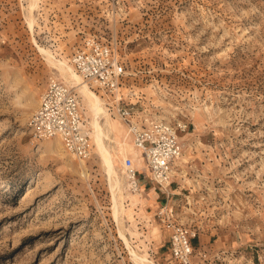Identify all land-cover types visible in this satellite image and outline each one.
<instances>
[{"label": "rangeland", "instance_id": "obj_1", "mask_svg": "<svg viewBox=\"0 0 264 264\" xmlns=\"http://www.w3.org/2000/svg\"><path fill=\"white\" fill-rule=\"evenodd\" d=\"M36 1L0 0V264H139L120 231L179 264V225L197 232L194 264H264V0ZM90 36L116 48L140 114L188 126L167 191L110 113L116 172L126 185L128 155L141 183L136 200L123 190L120 221L95 146L82 166L30 126L49 78L65 84L39 46L73 66Z\"/></svg>", "mask_w": 264, "mask_h": 264}, {"label": "built area", "instance_id": "obj_2", "mask_svg": "<svg viewBox=\"0 0 264 264\" xmlns=\"http://www.w3.org/2000/svg\"><path fill=\"white\" fill-rule=\"evenodd\" d=\"M72 64L91 87L113 97L112 107L109 104L112 109L107 106L109 113L114 111L124 124L127 138L141 154L154 183L168 191L175 175L176 161L182 155L180 135L188 126L140 114L137 104L125 99L121 85L127 73L112 44L90 36L74 53ZM30 126L38 138H59L66 152L78 161L86 162L93 156L91 131L81 98L75 88L68 87L55 77L49 78ZM123 161L132 189L141 190L134 159L126 155ZM162 211L167 215V206ZM196 237V230L190 227L173 226L171 255L179 264H194L192 241Z\"/></svg>", "mask_w": 264, "mask_h": 264}, {"label": "bare ground", "instance_id": "obj_3", "mask_svg": "<svg viewBox=\"0 0 264 264\" xmlns=\"http://www.w3.org/2000/svg\"><path fill=\"white\" fill-rule=\"evenodd\" d=\"M36 2L37 1L34 0V2L32 3V9L36 6ZM29 22L30 27L33 29L34 19H30ZM39 50L44 58L50 64H52L54 68L57 69L65 84L68 87L78 90L79 94L83 98L86 115L88 116V127L91 131L93 145L95 146V149L101 158L103 167L110 176L109 179L110 187L112 190V199L114 203L113 212L116 217L115 219L120 221L121 214L123 211H125V207L121 202L123 190H126L127 197H131L132 200H136L135 198L139 197L140 192L138 190L129 192L128 188L131 187V184L128 182L125 185L116 172L111 146L108 143L109 141H112L111 134L116 125L113 123V118L110 116L108 107L104 99H102V97L96 91H94L93 87H91L75 70V68L71 66L66 60L57 59L54 56L53 52L45 47L39 46ZM130 146L131 149L134 148L133 145ZM81 163L82 166H84V162ZM120 235L126 242L127 246L130 248L131 253L137 261H135L136 263L154 264L146 257L138 255L136 251L131 248L128 239L125 237L122 231H120Z\"/></svg>", "mask_w": 264, "mask_h": 264}, {"label": "crops", "instance_id": "obj_4", "mask_svg": "<svg viewBox=\"0 0 264 264\" xmlns=\"http://www.w3.org/2000/svg\"><path fill=\"white\" fill-rule=\"evenodd\" d=\"M107 105V104H106Z\"/></svg>", "mask_w": 264, "mask_h": 264}]
</instances>
